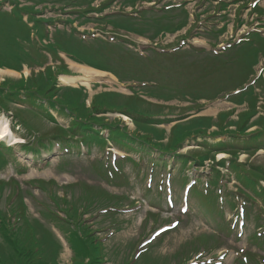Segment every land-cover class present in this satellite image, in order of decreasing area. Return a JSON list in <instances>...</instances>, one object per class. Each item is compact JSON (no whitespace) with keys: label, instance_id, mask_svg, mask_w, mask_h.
I'll use <instances>...</instances> for the list:
<instances>
[{"label":"rangeland","instance_id":"1","mask_svg":"<svg viewBox=\"0 0 264 264\" xmlns=\"http://www.w3.org/2000/svg\"><path fill=\"white\" fill-rule=\"evenodd\" d=\"M81 1L90 2V0H64L59 4L52 2L39 3L34 5L36 11L33 16L36 19H32V14L29 12H24L22 19L28 24V33L24 32L23 27L20 29L19 26L17 35L19 38H23L20 46L30 50L35 55L38 51V45L47 47V44L53 41V37H58L59 41L60 31H57L58 29H66V31L73 29L75 32L78 31V35L85 38L99 36L107 40L121 41L129 49L139 50L144 54L149 53L152 58L154 57L151 49L155 46L154 43L166 45L168 51L174 50L179 45L183 46V48L189 47L190 44L208 46V51L221 55L228 53L233 64L232 69L229 66L225 67L228 74H224V83H222V78L219 79L218 77L216 79L213 89L215 90L218 85L222 88L216 99L213 101H205L200 98L193 100L197 104L199 103L198 106H202L201 108L196 106L193 109V104L190 102L192 100L191 94L189 92L185 99L173 98L174 96H172V99H165L167 102H163L161 99L156 100L174 106L169 111V116L173 118L197 113V115L211 116L214 119L218 112L234 107L235 110H232L233 114L231 116L236 120L237 112L240 113L244 109L248 112L251 109L250 103L245 101L246 97L242 98L240 96L231 100L236 103L230 102L222 93L225 90H230L229 88H234L241 84V90H243L241 93L253 90V92L259 94L258 101L260 106L257 107L255 113L259 112L254 118L258 115L264 118V85L262 87V81L258 82V79L256 80V77L262 70L264 76V69H262L264 67V46L261 43L255 44L256 39L264 37V34H247L255 30L254 26L258 23V21L251 19L254 15H249L251 12H248L247 9L244 8L239 11V7L238 10H233V4H231L229 8L223 9V12H228V14L220 16L218 12L219 4H212L210 3L211 0H93V5L99 6L101 3H104L107 4V7L101 14L90 12L88 15L95 17L94 20L81 22L83 17L75 13V8ZM147 1H151V3L145 4ZM214 1L221 2L223 0ZM18 2L19 6H33V1L31 0H18ZM174 2H178L179 4L184 3L193 14L195 11L201 13L197 23H191L193 24L189 29L191 33L185 38L186 40H182V36H179V34L184 33L183 30L176 33L164 34L163 36H153L151 32L161 33L166 30L163 25L168 26L170 19L167 20L165 17H170L172 13H168V15H164L163 13L172 11L170 3L178 6ZM258 2L264 6V0H258ZM15 5L13 0H0L1 11L11 13ZM19 12L20 10L16 8L13 14H19ZM107 13L111 14L108 16V19L112 25L103 18H97ZM158 13H161L160 16L163 23L154 21L153 16ZM69 17L72 20H67ZM178 17L181 18L182 15L178 14ZM194 20V16L191 15L190 21L193 22ZM262 20L264 21V15L262 16ZM141 22H143L142 25ZM136 23L139 27L134 26ZM146 25L149 28L147 29V34L151 38L128 32L135 31L134 28L142 30ZM56 26L59 28L56 29ZM207 26H217L219 29L214 42L210 38L214 36H205L204 31L207 29ZM262 29L264 31V28ZM244 34H247L245 44L233 47L235 41H239ZM129 41L135 45L130 44ZM251 45L253 46L250 47ZM256 46V49H258L257 53L253 50ZM43 51V54L48 55L50 64L57 65L63 61L66 69L69 70V74L82 78L80 81L74 83H64L59 76V84L83 85L88 93L86 99L87 105L90 102V97L101 90H113L126 94L131 93L129 89L131 82H119L117 77L112 76L110 73L104 75L90 73V76H86L82 69L70 63V61L74 60L69 58L65 53H60L62 58H59L61 60L54 61L51 59L53 55L50 54L49 50L45 51L43 49ZM119 53L120 49L118 47H114L110 51V54L113 56H119ZM196 55L200 61H203L205 58L209 63L216 61L214 55H206L205 51H190L183 57L175 58L176 60L174 58L167 59L171 56L160 57L163 60L162 62L155 60L152 65L156 68L155 75L158 77L160 84L173 89L178 88L180 81L185 78L181 77L176 69H164L163 64L166 62H185L189 58H195ZM209 55L213 57L211 56L209 59ZM21 60H24V58ZM23 63H21V71H16L17 73L0 70V82L5 81L7 78L17 80L22 77L21 75L23 77H30L32 71L38 69V66H33V68L27 67L29 66V62ZM120 64H134L137 68H142L133 63L129 58L121 61ZM39 68L43 69L44 67ZM117 68L120 71L122 70L120 67ZM238 71L241 72V75H237ZM69 74L64 73L63 75ZM185 75L188 78L191 73H185ZM226 75L227 80L225 79ZM85 78H88V84L84 82L86 81ZM94 83L97 86H94ZM159 91L164 93L161 87ZM57 96L58 94L54 95L53 98L56 99ZM187 99L188 101H186ZM11 105L12 109L9 114L0 109V119L7 120L13 131L11 139L9 137H7L8 139L0 138V140L7 139L9 144L13 145L11 146L12 150H8L11 161L4 168L0 169V179L4 181L16 179L23 189L30 188L37 199L45 200V203L55 210L57 208L53 201L48 198V194L54 189L62 195L60 189L62 185L78 181L87 185H94L95 188H101L111 194H125L131 202L135 203V206H128V201H125V206L120 208L118 213L114 214L113 221L112 215L105 218L98 210H92L82 216V218H88V221L86 220L85 223L93 224L90 225V228L95 229L96 234L101 238L103 264H136L131 257L137 256V253L144 248H147V253L152 259H166L170 264H174L178 260V257H176L177 253L188 251L190 241L194 238L193 236L203 233L215 235L219 242V248L212 252H205L203 250L197 255H193L187 264H242L241 261H238V258L245 260L246 264H264V202L258 193L260 190L256 181L258 180V176L253 174L252 178L255 182H248L239 177V175H235V172L238 171L222 168L221 173L224 174L220 178V183L216 186H211L207 184L209 173L212 171L209 160L206 161L205 166L195 169L191 166L182 168L180 162H172L165 166L164 161L159 159L156 154H144L140 151L128 150L126 147L116 145L113 142H110V146H105L103 149L100 146H91L89 150L82 145L59 148L55 144L47 149L42 147L38 150L40 152H35L36 156L33 158V152L26 151L24 146L27 143L37 144L40 138L48 145L49 138L54 132H58L57 125L61 127L68 126L72 119V114L68 113L72 110L68 107V112L64 113L60 109L61 106L57 104L56 109H51V113L54 116V120L52 121L46 115L43 108L28 110L30 107L27 106V103L12 102ZM198 110L200 111L198 112ZM164 111L167 110L164 109ZM12 112L21 114L25 123L20 118H13ZM104 115L107 116L106 121L108 122L114 121L115 117L123 119L130 132H136L135 125L131 122L129 116L127 117V115L125 116V114L118 112H106ZM179 121H184V119H179ZM254 123L255 126L250 127L249 131H255L264 127V120H254ZM158 126L167 131L170 128V124H160ZM235 128L236 126H233L231 129L218 131L217 126L213 125L207 131V134L209 137L215 136L212 138L215 141L219 139L226 140V136L228 135L224 134L234 131ZM102 132L105 137H108V130H103ZM261 140L263 141V136ZM187 142L190 144L185 145L182 151L189 149L199 150L201 148L193 140L189 141L188 139ZM232 143L233 145L240 144V142L234 140ZM256 147L257 142L251 143L246 148L247 150L242 151L238 159L241 162L248 161L247 167L254 166L264 169V149L258 150L254 154L250 153ZM115 153L117 154L115 155ZM125 155L132 156L137 161L135 162L136 164L123 157ZM115 156H121L122 159H125L117 174L111 173L109 171L110 168L108 169L109 178H107L100 172L104 170L103 168H98V164H100L98 160L112 165ZM229 156V153H219L217 159L220 160L222 157L227 158ZM184 177L185 179L188 178L189 181L199 178L198 185L202 191L215 189V192L218 193L217 200L220 202V208L224 211L223 214L217 211H206L203 213L202 209L205 204H199L200 198L198 195L189 194V184L185 185L182 183ZM49 179H52L53 183ZM40 180L43 181L44 188L39 186L38 181ZM262 185L264 186V181H262ZM237 187L242 188L245 192L252 195V197L241 192ZM25 198L29 205V213L39 218V211L42 208L32 204L33 197L27 195ZM150 212L154 213L156 217H151ZM59 215L64 217L63 211H59ZM42 219L54 229L63 243V249L59 256V264H69L72 257L69 244L61 232L55 228V225L51 221H48L49 219L43 217ZM163 227L169 229L162 231ZM250 253L254 254L256 258L252 259V257H249ZM139 264H148V261L142 260ZM149 264L159 263L149 262Z\"/></svg>","mask_w":264,"mask_h":264},{"label":"trees","instance_id":"2","mask_svg":"<svg viewBox=\"0 0 264 264\" xmlns=\"http://www.w3.org/2000/svg\"><path fill=\"white\" fill-rule=\"evenodd\" d=\"M31 1H33V6H19L18 0H13L16 4L14 9L20 10L19 14H13L14 9L11 13L0 10V67L20 71L22 69L21 63L26 64V62H29L28 67L43 66L44 68L32 71L30 77L22 76L17 80L7 78L5 81L0 82V109L9 113L12 109V102L27 103V106L30 107L28 110L43 108L46 115L53 121L54 116L49 110L56 109L60 105L62 108L59 107L64 113L68 112V107L72 110L68 113L72 114V119L68 126H56L58 132H54L49 138L48 145L40 138L37 144L29 143L26 145L27 151L35 152L42 147L49 148L54 143H58L61 148L67 145H79V143L88 147L95 143L102 148L107 146L110 141L126 147L128 150L140 151L144 154H156L159 159L164 161L165 165L172 160L181 162L182 168L188 166L199 168L205 166L206 160H209L212 171L209 173L207 184L211 186L219 184L220 178L223 176L219 167H225L227 160H229V166L238 171L237 175L246 181L255 182L252 178L253 174L258 176L257 183L259 178L264 179V169L259 170L255 167L246 169L247 162H239L237 158L239 151L246 150L252 142H257L259 144L257 145L258 148H264V127L255 130V132H248V129L255 125L254 120H264L260 115L250 121L251 117L256 114L254 107L257 102L252 90L248 91L249 99L243 93L231 97L232 99L238 96L246 97L250 102L251 109L248 112H241L237 120L231 118L232 111H223L215 119L211 116H195L179 121L171 127L169 132L157 125L183 119L186 116L169 118L164 109H171L172 107L154 103L142 97V95H146L165 100L167 98L172 99L171 97L174 96L173 98L185 99L189 92L192 102L198 100V98L213 100L222 91L219 85L215 90L213 89L216 79L218 77L219 79L222 78V83H224V74L227 73L225 67L229 66L232 69L233 66L228 53L214 55L216 61L211 63L207 62L206 58L200 61L197 55L185 62L164 63V69H176L178 74L185 78L180 81V86L176 89L160 84L158 77L155 75L156 68L152 64L155 60L159 62L160 57L171 56L167 59H177V57H183L189 52L157 53L160 55L144 59L131 50H125L122 45L102 39L84 41L76 35L73 29L71 31L59 29L57 31H60V42L57 39L58 37H53V41L47 44V47L38 45V51L34 55L30 50L20 46L23 38H19L17 35L19 26L20 29L23 27L24 32L28 33V24L23 21L22 14L29 12L32 14L31 18L36 19L33 16L36 11L34 5L64 0ZM90 2L88 3L90 4ZM82 3L83 1L80 4ZM88 11L90 9L77 12L79 16H84ZM177 15L172 14L170 17H165L167 20L170 19V22L168 26L163 25L164 29L174 30L184 25L186 18L178 22L174 21V17ZM154 21L163 23L162 17L154 18ZM134 30L142 34L147 30V25L142 30L138 28H134ZM157 34L158 32H153V36ZM256 40L264 42L259 37ZM114 47L120 49L119 56L110 54ZM43 49L45 51L49 50L54 59L58 58V51H64L78 62L113 72L120 81L126 82L133 79L140 84L137 87H132L131 94L118 91L96 92L91 96L90 103L87 105L88 93L83 86L58 85V75L69 73V70L66 69L63 61L54 66L45 65L49 58L47 54H43ZM253 50L257 51L254 48ZM208 54L210 53L206 52V55ZM211 56L209 55L208 58L210 59ZM22 58L24 60H21ZM128 58L142 68H137L134 64H120L121 61ZM161 61L163 60L161 59ZM117 67L122 68V70L120 71ZM185 73H191V75L186 78ZM237 75H241V72L238 71ZM225 79H227V75ZM160 87L164 93L159 91ZM166 89L167 91H165ZM56 94L58 96L54 99L53 96ZM194 103L197 105L196 102ZM106 112H118L129 116L135 125L136 132L131 133L121 118L117 119L115 117L114 121H106L107 116L104 115ZM12 114L25 122L21 114L15 112H12ZM213 125L217 126L218 131L230 129L229 126L231 125H235L236 128L234 131L227 133L228 138L226 140L219 139L215 141L209 139L211 137L207 134V131ZM103 130H108V137H105ZM262 136L263 141H260ZM188 139L196 142L195 144L201 148L181 152V148ZM233 140H241L243 142L242 147L233 145ZM9 149L4 142H0V168L10 162V159L6 156ZM218 152H228L232 154V157L219 161L216 159ZM251 153L253 154V151ZM126 158L136 162L131 156ZM122 162V158L115 161V167H111L113 173L117 174ZM101 166L108 165L102 163ZM241 170L244 173H241ZM199 181L200 179L196 178L192 183L190 192L199 196V204L203 203L205 204L204 207L207 205L208 210L215 211L219 204L217 193L214 189L202 191L198 185ZM51 182L53 183V181ZM38 183L40 187H45L43 181H38ZM259 186L258 193L264 200V187ZM61 190L62 195L54 189L48 194V198L53 201L57 208L55 210L48 206L45 200L37 199L29 188L23 189L16 179L0 180V264H59V256L63 249L62 242L42 217L49 219L48 221H51L67 240L72 250L69 264L104 263L101 238L96 234L95 229L90 228V225L93 224L85 223L88 218H82V216L92 210H98L105 218L112 215L113 221L114 214L118 213L119 208L125 205V199H128V197L125 194L116 195L106 190H98L94 186L82 182L62 185ZM27 195L33 197V205L42 208L39 211V218L29 213V206L25 201ZM129 204H134V202L129 201ZM59 211H63L64 217L59 215ZM150 215L155 216L153 213H150ZM193 237L190 241L189 250L177 253L178 260L175 263L187 264L191 256L200 252L201 249L211 252L219 247V244L212 243L214 241L213 234L203 233ZM142 260H147L148 264L149 262L170 264L166 259H152L146 250L140 253L134 261L139 264ZM238 261L246 264L241 258Z\"/></svg>","mask_w":264,"mask_h":264},{"label":"bare ground","instance_id":"3","mask_svg":"<svg viewBox=\"0 0 264 264\" xmlns=\"http://www.w3.org/2000/svg\"><path fill=\"white\" fill-rule=\"evenodd\" d=\"M238 3H241V0H238ZM71 64L78 66L80 69H82L85 73L86 76H90V73H94V74H106L107 72L102 71V70H98L95 69L93 67H90L88 65L85 64H81V63H77L74 61H70ZM0 70H6L7 72H12V73H17L14 70H9L6 68H1ZM91 78V77H89ZM60 79L62 82L67 83V82H71L74 83L76 81H80L82 78L78 77V76H69V75H61ZM86 81H84L86 84H88L87 80L88 78H85ZM7 134V137H9L11 139V137H13V131L8 123L7 120L5 119H0V138L4 137ZM17 139V138H16Z\"/></svg>","mask_w":264,"mask_h":264}]
</instances>
